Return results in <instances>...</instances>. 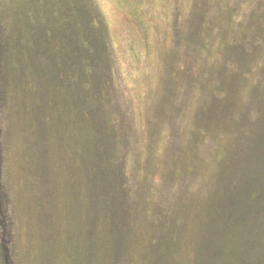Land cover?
<instances>
[{"label": "rangeland", "instance_id": "374dc122", "mask_svg": "<svg viewBox=\"0 0 264 264\" xmlns=\"http://www.w3.org/2000/svg\"><path fill=\"white\" fill-rule=\"evenodd\" d=\"M0 264H264V0H0Z\"/></svg>", "mask_w": 264, "mask_h": 264}, {"label": "trees", "instance_id": "16d2710c", "mask_svg": "<svg viewBox=\"0 0 264 264\" xmlns=\"http://www.w3.org/2000/svg\"><path fill=\"white\" fill-rule=\"evenodd\" d=\"M79 48V47H78ZM98 48H102L100 45L99 46H94V50L93 51H95V50H97ZM79 50H81V48H79ZM83 67H86L84 64L82 65ZM66 67V66H65ZM89 83L91 84V80L89 79ZM103 197H106V196H104L103 195ZM102 202V201H101ZM120 200H119V198H117V203L114 205V206H112V209L110 210V213H115L118 209H121V207L119 206L120 205Z\"/></svg>", "mask_w": 264, "mask_h": 264}]
</instances>
